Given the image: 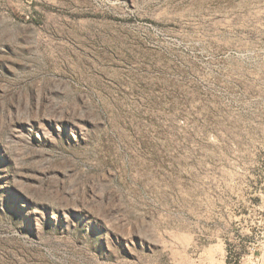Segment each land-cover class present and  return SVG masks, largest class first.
<instances>
[{
    "label": "rangeland",
    "instance_id": "obj_1",
    "mask_svg": "<svg viewBox=\"0 0 264 264\" xmlns=\"http://www.w3.org/2000/svg\"><path fill=\"white\" fill-rule=\"evenodd\" d=\"M0 264H264V0H0Z\"/></svg>",
    "mask_w": 264,
    "mask_h": 264
}]
</instances>
